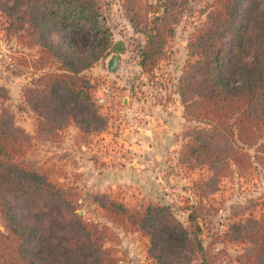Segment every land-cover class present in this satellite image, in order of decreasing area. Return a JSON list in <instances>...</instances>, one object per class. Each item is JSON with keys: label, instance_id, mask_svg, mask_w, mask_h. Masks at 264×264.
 <instances>
[{"label": "trees", "instance_id": "obj_1", "mask_svg": "<svg viewBox=\"0 0 264 264\" xmlns=\"http://www.w3.org/2000/svg\"><path fill=\"white\" fill-rule=\"evenodd\" d=\"M121 1L129 27L144 37L136 65L149 74L196 0ZM0 13L5 35L36 49V58L24 61L34 77L22 95L36 116L33 135L4 106L9 94L0 85V264H114L112 249L105 247L108 227L78 214L76 189L25 160L35 140L52 141L72 124L83 136L107 129L86 73L113 52L97 0H0ZM85 29L101 38L81 53L72 37ZM187 51L178 95L184 118L198 126L184 149L210 172L202 190L214 192L218 179L236 168L256 162L264 169V0H212ZM89 197L107 222L144 234L156 264H216L228 256L214 251L215 243L204 244L196 208L184 226L165 206L137 209L104 195ZM226 236L242 245L234 261L264 264V210L259 219L232 225Z\"/></svg>", "mask_w": 264, "mask_h": 264}, {"label": "rangeland", "instance_id": "obj_2", "mask_svg": "<svg viewBox=\"0 0 264 264\" xmlns=\"http://www.w3.org/2000/svg\"><path fill=\"white\" fill-rule=\"evenodd\" d=\"M211 1L196 0L188 4L174 25V35L167 43L162 59L151 73L144 74L137 69L134 59L136 46L143 45L144 37L129 27L124 2L97 0L101 25L112 46L111 54L119 56L120 67L118 72L110 73L105 60L101 59L86 72L94 85V97L104 83L113 92L104 105L97 104L99 113L107 119V129L103 132L109 128L114 131V123L125 127L134 119L143 127L157 123L159 125L154 124L155 129L158 128L160 133L156 135L155 148L148 143H134L135 148L126 146L118 126L115 134L121 137L116 142L103 132L102 138H97L102 133L83 136L72 124L52 141L35 140L25 157V160L45 168L54 181L76 189L79 215L108 227L109 238L105 247L112 249L114 264L156 262L148 257L147 237L107 222L91 201L89 196L93 194L107 196L129 208L138 209L148 204L168 207L184 226L188 225V214L196 208L203 217L204 244L215 243L211 246L214 251L224 250L228 255L219 258L216 264H240L233 258L242 252V245L225 241L226 234L232 225L252 218L259 219L264 210V169L260 164L250 162L246 170L236 168L228 172L218 179L214 192H206L200 184L210 177V172L198 165L184 149L198 124L187 121L183 115L179 133L171 136L173 143H166L165 138H170V135L166 136L164 124L158 119L176 110L178 105L174 95L178 96L183 114L178 86L182 69L189 61L187 44L190 36L204 22L205 11ZM5 22L0 13V85L9 94L4 106L13 113L16 124L33 135L36 116L26 106L22 95L23 89L34 77L25 63L30 64L36 58V49H28L14 36H6ZM94 31L85 29L72 37L79 52L87 51L94 39L101 38L100 34L94 35ZM82 35H89L88 42L80 38ZM52 41L55 44L57 40L52 37ZM99 47L102 48L103 44ZM108 108L111 110L107 111ZM148 113L152 116V113L154 116L158 114V117L155 116L152 121L146 117ZM166 117L172 122L170 116ZM249 154L252 155L253 150H249ZM134 155L144 158L135 167L138 174L141 172L137 178H133L127 169L122 171Z\"/></svg>", "mask_w": 264, "mask_h": 264}, {"label": "crops", "instance_id": "obj_3", "mask_svg": "<svg viewBox=\"0 0 264 264\" xmlns=\"http://www.w3.org/2000/svg\"><path fill=\"white\" fill-rule=\"evenodd\" d=\"M108 58H109V56L104 59L105 62L107 61ZM136 67L140 71L139 66L136 65ZM174 98H176V103L178 105V106L176 105L177 106L176 110H172V112L169 111L168 114H170V115L167 114V115H165V117L160 116L158 118L159 121H161L162 124H164V127H165L164 133H166V136L170 135V138L169 137L165 138L166 143H173V138H172L173 134L179 133V129L181 128V122H183V114H182L181 107H179L178 96L174 95ZM123 101H124V98H123ZM128 103H129V101L127 100V104ZM124 105H125V101H124ZM106 110L110 111L111 109L108 108ZM167 110H169V109L167 108ZM152 114H153V116L150 113H148V116H146V117L151 118V120L153 121L155 116L158 117V114L155 113L156 114L155 116H154V113H152ZM144 115H142V116L144 117ZM149 116H151V117H149ZM166 116H170L171 121L174 124L172 122H170L169 120H167ZM164 121H166V122H164ZM154 124H156V126L159 125L157 123H154ZM154 124H152V125L150 124L149 126L143 127V126H139V123L134 119L133 121L130 120L129 124H126L125 127L123 124L119 125L118 123H114V131L109 128L106 132H103V133H105L106 136L110 137V139L118 142L120 137H121L119 134H117V133L115 134L116 128L118 126L120 128V129L118 128L119 133L122 134V142L126 143V146L131 147V148H135L136 144H134V143H148V146H150L151 148H155L156 147L155 143H157L156 135L158 133H160V131H157L158 128L155 129ZM103 133L101 135H98L97 138H102ZM143 159L144 158L140 157V155H134L130 159V161L125 165V168H122L123 169L122 171L127 169V171L131 172L130 174L132 175L133 178L139 177L141 172L138 174L137 173L138 170L135 169V167L139 166L138 163H142L141 161H143ZM131 165L133 166V168H131ZM116 170H119V169H116ZM116 172H119V171H116Z\"/></svg>", "mask_w": 264, "mask_h": 264}, {"label": "built area", "instance_id": "obj_4", "mask_svg": "<svg viewBox=\"0 0 264 264\" xmlns=\"http://www.w3.org/2000/svg\"><path fill=\"white\" fill-rule=\"evenodd\" d=\"M111 95H113V92L110 86L107 83L101 84L95 97L96 103L100 106L104 105Z\"/></svg>", "mask_w": 264, "mask_h": 264}, {"label": "water", "instance_id": "obj_5", "mask_svg": "<svg viewBox=\"0 0 264 264\" xmlns=\"http://www.w3.org/2000/svg\"><path fill=\"white\" fill-rule=\"evenodd\" d=\"M106 69L110 73H116L120 70L119 57L117 54H111L109 56V58L106 61Z\"/></svg>", "mask_w": 264, "mask_h": 264}]
</instances>
